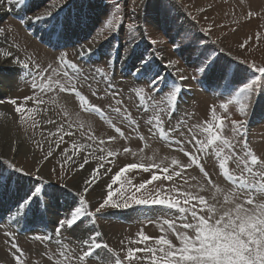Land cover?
<instances>
[{"label":"rangeland","instance_id":"1","mask_svg":"<svg viewBox=\"0 0 264 264\" xmlns=\"http://www.w3.org/2000/svg\"><path fill=\"white\" fill-rule=\"evenodd\" d=\"M36 1L27 0L25 6L21 7L9 0H1L0 5L4 11L0 17V32L7 36V50L5 47L1 49L6 52L12 50L16 60L29 64L28 69L19 64L18 72L13 74L16 75L15 82H12L10 91L3 83L5 79L0 80V107L9 111L7 118L0 113V122L3 125L7 123L11 142L14 139L21 141L20 144L28 142L25 154L17 155L10 150L4 155L0 150V171L5 176L13 174V191L0 195V263L17 264L15 257L19 253L12 247L16 244L23 250V264H81L78 261L82 252L81 241L91 231L100 232V242L112 249L110 254L102 253L104 264H110L107 260L109 255L127 264L125 256L128 247L153 246L154 240L147 245L129 243L137 239L140 232L153 238L165 235L178 244L173 232L163 224L165 219L179 223L176 210L159 205H135L129 197L152 199L156 196L157 188L164 197L175 196L176 193L171 191L174 186L180 192L198 193L206 198H210L212 193L209 190L199 191L201 185L206 189L210 187L207 179L198 167L189 166L190 161L179 150L178 144L161 139L158 133L153 135L149 132L151 125L147 121L157 115L155 104L163 110L161 119L165 122V130L176 128L179 122L180 131L172 134V141H187L190 138L187 128L193 124H203L210 119V109L215 108L217 116L224 121L223 137L233 142H246L249 150L264 159V95L259 96L254 108H249L246 117H241L239 105L233 100L232 89L237 86L229 84L227 88L218 89L214 85L210 86L173 50V39L181 42L184 30H190L192 35L200 38L199 44L206 45L221 64L228 63L235 68L239 63L244 70L241 79L253 77L255 70L250 65L264 67V0H167V35L154 24L159 19L158 0H147V10L142 7L143 0H119L121 9L118 14L123 17L124 25L119 31L104 27L107 18L115 11L117 0ZM62 5V10L58 11ZM67 10L71 12L69 16L72 24L65 29L64 39L59 42L54 40L56 46L50 45L53 49L40 45L41 40L49 45L51 24H63L68 17ZM48 11L56 14L53 21L45 24L34 20L36 15ZM88 14L89 23L86 20ZM146 18L148 23H145ZM129 24L134 27L139 25V32L130 30ZM23 29L29 30V33ZM178 31L180 35H177ZM152 40L157 43L152 44ZM117 46L118 53L115 50ZM133 46L135 55L129 57L132 63L126 67L123 64L128 58L125 59V56ZM81 48L93 49L92 55H85L81 59ZM62 53L67 61L77 65L78 71L69 70L75 73L76 89L87 97L91 105L100 107L103 116L83 110L74 93L61 92L59 88L46 93L32 89L33 77L40 82L39 72L44 73L45 82L50 76L68 86L67 78L62 74L65 69L58 60ZM108 53H111V57ZM140 55L153 61L160 75L165 76L166 84L171 86L175 82L181 87L182 91L174 105L167 103L165 93L168 89L165 88L158 96L152 93L155 103L146 98L145 106H140L136 91L144 88V95H148L147 82L134 76L136 58ZM183 55L186 57L187 54ZM109 59L115 60V63H107ZM169 61L175 62L173 66H167ZM97 69L103 70V77ZM181 76H187L188 80L181 82ZM29 96L43 103L25 101L24 98ZM9 100H16L17 104H10ZM117 101L121 103L117 104ZM222 104L226 105V109L220 107ZM16 107L36 109L34 119L37 125L32 126L33 114H26L29 119L22 125L15 112ZM117 107L121 109L120 113L113 111ZM124 116L128 119H124ZM241 119L245 121L244 126L234 133L232 121ZM61 126L63 132L58 131ZM0 127L4 128L2 125ZM116 127L121 129L123 136L115 132ZM68 132L72 135H67ZM109 137L114 139L109 141ZM200 138L207 139L203 135ZM100 141L105 143L101 144ZM101 148L105 151H100ZM184 148L185 151H191L189 144H184ZM240 148L241 144L237 143L236 151L240 152ZM125 149L129 151L125 152ZM50 150L53 155L45 159ZM108 151L115 153V156L108 157ZM85 156L88 160L86 164ZM102 156L105 159H100ZM173 159L178 161L177 166L171 164ZM200 162L214 184L225 190L231 189V184L220 174L219 160L214 154L209 152L207 156L201 155ZM140 163L146 166L159 164L169 168L170 173L175 171L180 172V175L174 176L171 181H153L145 189L136 192V186L148 180L152 173L140 169L129 171L121 183L113 185L111 191L113 203H128L130 207L106 208L96 215L94 222L85 218L84 223L71 230H63L59 236L55 234L56 221L62 219V213L67 214L72 206L70 196L52 200L47 212L29 213L14 219L15 200L31 188L30 183H37L36 169H39L42 178L39 184L42 188L46 184H65L72 192L82 190L86 186L85 181L92 176L93 169H98L97 179L86 196L91 205L90 210H94L97 203L107 196L111 177L126 165ZM228 167L233 174L239 175L234 164L229 163ZM14 168H21L23 172H14ZM85 170L86 174L81 175ZM219 199L222 200V197ZM257 200L264 201V197H257ZM177 230L182 229L177 227ZM42 231L44 237L51 239H41L42 242L36 240L42 237ZM136 255L138 259L132 264H149L148 254L140 252ZM87 264H100V261L93 258L87 260Z\"/></svg>","mask_w":264,"mask_h":264},{"label":"snow or ice","instance_id":"2","mask_svg":"<svg viewBox=\"0 0 264 264\" xmlns=\"http://www.w3.org/2000/svg\"><path fill=\"white\" fill-rule=\"evenodd\" d=\"M9 2H14L23 7L27 3V0H9ZM62 7L63 5L58 11L62 10ZM142 7L147 10V0H143ZM114 9L115 11L107 18L104 27L109 30L115 29L119 31L124 27L123 17L118 14L121 9L119 0L114 5ZM158 9L159 19L154 21V24L167 35V26L169 24V5L167 4V0H158ZM55 15V13L48 11L42 15H36L34 20L48 24L54 20ZM77 19L79 22V18ZM23 22L22 20L21 23ZM70 23V19H66L63 24L52 23L49 32L50 39L57 42L63 40L65 29ZM145 23H148L147 18ZM128 28L137 32L140 30L139 25L134 27L132 24H129ZM177 35H180L179 31ZM199 40L200 38L192 35L190 30H184L181 42H176L173 39V50L178 55H181L185 59V62L190 64L194 73H198L201 79L207 81L210 86L214 85L218 89L221 87L227 88L229 84L236 85L237 87L232 89L234 93L233 100L239 105V115L246 117L249 108H254L255 103L259 100V96L264 95V67H258L255 64L250 65L255 70L253 77H243L241 79V74L244 70L240 67L239 63L235 68L228 63L221 64L219 58L213 56L206 45L202 46L199 44ZM151 43L155 44L157 41L152 40ZM240 46L244 47V44ZM115 50L117 53L119 52L118 46ZM92 52L93 49L91 48L87 50L81 48L79 56L81 59L85 55L90 57ZM184 53L187 54L186 57L183 55ZM108 55L111 57V53H108ZM132 55H135V46L128 49L125 59ZM136 59L134 76L138 80L143 79L148 85L147 97L144 95V88H139L136 91L140 106H145L146 98L155 103V96L152 93L155 92L156 96H158L164 92L165 88L168 89L167 93H165L167 103L174 105L179 98V93L182 91L181 87L175 84V82L171 86L166 84L164 77L160 75L152 60L143 55L137 56ZM58 60L65 69L62 74L67 78L68 86L66 87L59 80H53L50 76L45 82L44 73L39 72L37 75L40 76V82H37L35 77H33L32 89H39L40 92L46 93L59 88L61 92L74 93L83 110L99 113L103 116V110L98 106L91 105L87 97L76 89L75 73H70L69 70L78 71L77 65L67 61L63 53L58 57ZM16 63L21 64L24 69L29 68L28 63L19 60ZM107 63L114 64L115 60L109 59ZM174 63V61H169L167 66L171 67ZM97 72L103 77L104 73L102 69H97ZM255 73H259V75L257 76ZM186 80H188L187 76L180 77L181 82ZM93 95H96V93H93ZM24 99L25 101L36 100L38 104L43 103L42 100H37L34 96L25 97ZM8 103L16 105L17 101L9 100ZM119 103L121 102L117 101V104ZM155 107L157 115L147 121L151 125L149 132L153 135L158 133L161 139L178 144L180 146L179 150L188 157L190 161L189 166L198 167L207 179L210 187L206 189L204 185H201L199 191L209 190L212 194L210 198H206L198 193L180 192L174 186L171 191L176 193L175 196L164 197L161 195V190L157 188L155 190L156 196L152 199L129 197L135 205H159L176 210L179 214V223L177 224L176 221L168 219L163 221L167 229L175 235L178 244H174L165 235L153 238L145 235L143 232L138 233V238L129 243L147 245L149 241L154 240V245L151 247H128L125 256L127 264H132L134 260L138 259L136 254L140 252L148 254L149 264H264V201L257 200V197H264V159L259 158L249 150L246 142H233L223 137L224 121L221 117L217 116L215 108L210 109V119L206 120L203 124H193L187 128L190 137L187 141H172V134L180 131L179 122L176 128L169 127L165 130V122L161 119V114H164L163 110L159 108L158 104H155ZM220 107L226 109V105L222 104ZM35 111L36 109L34 108H15L19 122L22 125L27 123L29 119L26 114H33V127L37 125L34 119ZM113 111L120 113L121 109L117 107ZM124 119H128V117L124 116ZM53 122L49 121V123ZM132 123L135 122L132 121ZM244 123L243 119L233 120V132L238 133L239 129L244 126ZM114 130L121 136L124 135L119 127H116ZM58 131L63 132V126ZM67 135H72V133L68 132ZM201 135L207 138L206 141L200 138ZM90 138L95 139V137ZM61 139H63L62 136ZM113 139L114 137H109V141ZM140 139L143 140V136ZM100 143L103 144L105 142L100 141ZM237 143L241 144L240 152L236 151ZM184 144L191 145V151H185ZM100 151L105 150L101 148ZM127 151L129 150L125 149V152ZM209 152L214 154L219 160L218 168L220 174L231 184L230 190L222 189L220 186L214 184L211 177L205 172L200 162V157L201 155L207 156ZM52 155L53 153L50 150L45 159ZM107 156L113 157L115 153L108 151ZM100 159L103 160L105 157L102 156ZM87 162V156H85V164ZM229 163L235 165V168L239 170V175L233 174L228 167ZM171 164L177 166L178 161L173 159ZM80 167L83 168L84 165L81 164ZM134 169H140L145 173H152L148 180L136 186V192L145 189L146 185L152 184L153 181H171L174 176L180 175V172L171 171L170 173L169 168L161 167V165L155 163L147 166L143 163L126 165L111 177V183L107 185V196L97 203L94 210H90L91 205L86 196L89 194L90 186L97 179L98 169H93L92 176L89 180L85 181L86 186L76 192L68 190L65 184H46L43 188L40 187L39 184L42 178L39 175V169H36L35 180L37 183L33 184L23 196L15 200L14 219L26 216L28 213L47 212L51 207L52 200L58 199L61 196H70L72 198V206L69 208V215L56 221V236H59L65 229L71 230L79 226V224L84 223L85 218L94 222L96 215L106 208L130 207L128 203H113L111 189L113 185L121 183L126 173ZM14 172L22 173L23 169L14 168ZM12 191L13 174L9 173L5 176L4 172L0 171V195ZM40 197H45V199L41 200ZM219 197H222V200ZM177 227L182 230L178 231ZM85 231L89 230L85 229ZM101 235L98 231H91L87 237L82 238V252L78 256V261L81 264H87V260L93 258L99 259L100 264H104L105 257L102 256V253H112V249L106 243L100 242L99 238ZM37 239H51V237H37ZM12 247L19 253L15 257L17 264H23L21 260L23 250L16 244H13ZM67 259L68 257L65 256V260ZM107 260L110 264H125L124 261L111 255L107 256Z\"/></svg>","mask_w":264,"mask_h":264},{"label":"bare ground","instance_id":"3","mask_svg":"<svg viewBox=\"0 0 264 264\" xmlns=\"http://www.w3.org/2000/svg\"><path fill=\"white\" fill-rule=\"evenodd\" d=\"M39 1H41V0H37L36 3L39 2ZM0 5H1V0H0ZM2 10H3V8L0 7V17H2V14L4 13V11H2ZM89 16H90V14H88L87 17H86V20H87L88 23L90 21ZM6 39H7L6 34L0 32V80L1 79H5L4 82L3 81L2 82L5 84V86L10 91L11 90V86H12V82H15L14 79H15V76L16 75H13V74H15V73L18 72L19 64L16 63V61H17L16 58L17 57L15 56V54H13V51L12 50L9 49L6 52L5 49H1V48L5 47L6 50H7V45H6L7 42H6ZM51 41H53V42H51ZM48 43H49V45H51L53 47L56 46V42L54 40H52V39H49ZM131 63H132V58H128L124 62L123 65L126 66V67H128V66H130ZM2 72H3V74H2ZM6 109L7 108H5V107H0V113L4 114V118H7L8 117V114H9V111L6 110ZM0 125L4 126V128H1L0 127V150H2V153L4 155H7L9 153V151L12 150L17 155H19L20 153L25 154V152L27 151V146L26 145H27L28 142L26 141L25 143H21L20 144L21 141L16 140V139H14V141L11 142L10 141L9 128L6 126L7 123H6V125H3V123L0 122ZM6 139H9L8 142H6ZM85 174H86V170L81 173V175H83V176ZM97 190L98 189L96 188V191Z\"/></svg>","mask_w":264,"mask_h":264}]
</instances>
